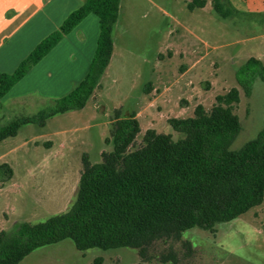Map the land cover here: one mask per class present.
I'll use <instances>...</instances> for the list:
<instances>
[{"label": "rangeland", "instance_id": "374dc122", "mask_svg": "<svg viewBox=\"0 0 264 264\" xmlns=\"http://www.w3.org/2000/svg\"><path fill=\"white\" fill-rule=\"evenodd\" d=\"M211 1L190 12L184 0H120L110 61L85 106L21 125L15 136L0 141V166L11 169L9 175L0 168V232L69 210L83 156L96 164L101 152L110 149L104 141L116 109L121 115L135 113L140 126L136 148L148 129L182 138L168 119L190 117L197 105L209 110L217 95L235 88L240 101L233 113L241 130L230 149H239L264 129L260 68L251 65L239 73L250 58L264 66V0H219L230 14L225 19ZM47 69L32 71L0 100V128L47 113L69 91L70 75L57 72L47 79ZM245 81L250 83L248 96L242 88ZM215 230L182 233L194 250L190 257L179 242H156L150 249L153 259L142 262L133 249L81 252L65 239L35 249L18 264H92L97 257L103 264H162L157 258L169 249L177 252L178 264H264V198Z\"/></svg>", "mask_w": 264, "mask_h": 264}, {"label": "trees", "instance_id": "16d2710c", "mask_svg": "<svg viewBox=\"0 0 264 264\" xmlns=\"http://www.w3.org/2000/svg\"><path fill=\"white\" fill-rule=\"evenodd\" d=\"M120 0H85L59 27L42 39L10 74L0 72V100L27 72L47 55L85 17L98 20V35L85 75L67 94L56 99L47 113L32 119L13 120L0 128V141L16 135L21 125L39 122L57 114L82 109L98 85L113 50L112 32ZM206 0H190L186 9H202ZM211 5L223 19L230 14L219 2ZM229 3L227 2V6ZM226 6V7H227ZM258 66L264 81V66L250 58L239 73ZM250 94V83L242 85ZM240 101L239 91L230 89L215 97L206 110L202 105L192 116L170 118V134L148 129L142 143L132 148L140 132L135 113L114 111L110 146L100 161L90 164L85 156L74 203L65 213L44 222L20 223L0 232V264H18L37 248L68 239L78 251L128 248L137 251L142 262H150L156 242L180 243L185 256L194 250L182 233L199 229L214 233L215 226L232 221L262 204L264 198V129L237 150L230 149L241 125L233 113ZM0 168L11 175V169ZM162 264H178L173 249L158 256ZM92 264H103L97 257Z\"/></svg>", "mask_w": 264, "mask_h": 264}, {"label": "crops", "instance_id": "0c3cea01", "mask_svg": "<svg viewBox=\"0 0 264 264\" xmlns=\"http://www.w3.org/2000/svg\"><path fill=\"white\" fill-rule=\"evenodd\" d=\"M84 1L0 0V72L12 73L20 61ZM97 35L98 20L90 14L65 35L2 99L19 87L29 73L39 71L44 66L48 67L44 73L47 79H52L57 72L65 73L66 77L69 74V80L73 83L67 91L70 92L86 73Z\"/></svg>", "mask_w": 264, "mask_h": 264}]
</instances>
